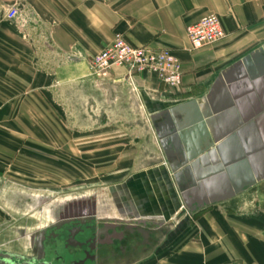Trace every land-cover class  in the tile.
<instances>
[{"label": "crops", "instance_id": "obj_1", "mask_svg": "<svg viewBox=\"0 0 264 264\" xmlns=\"http://www.w3.org/2000/svg\"><path fill=\"white\" fill-rule=\"evenodd\" d=\"M15 6L19 21L7 17ZM209 14L226 38L194 49L187 27ZM116 33L171 50L183 76L177 87L134 76L160 160L120 184L127 217L114 222L102 264H264V180L235 185L227 168L209 172L228 162L239 181L264 178V0H0V170L52 146L45 131L69 99L109 92L113 111L116 98L131 103L126 69L90 63Z\"/></svg>", "mask_w": 264, "mask_h": 264}, {"label": "rangeland", "instance_id": "obj_2", "mask_svg": "<svg viewBox=\"0 0 264 264\" xmlns=\"http://www.w3.org/2000/svg\"><path fill=\"white\" fill-rule=\"evenodd\" d=\"M132 88L131 103L125 105L116 98V111L111 107L113 93H102L108 87L102 94L69 99L63 120L60 113L55 114L51 129L45 131L52 146L26 148L6 164L5 175L0 170L1 251L32 256L34 238L54 224L55 214L65 203L76 198H98L103 216L111 217L109 222L115 221L114 216L127 217L118 208L120 184L160 160L139 92ZM121 94L114 92L116 97Z\"/></svg>", "mask_w": 264, "mask_h": 264}, {"label": "built area", "instance_id": "obj_3", "mask_svg": "<svg viewBox=\"0 0 264 264\" xmlns=\"http://www.w3.org/2000/svg\"><path fill=\"white\" fill-rule=\"evenodd\" d=\"M21 11L12 7L7 12L10 20H21ZM187 36L194 49L215 44L226 38L220 18L209 14L197 23L187 27ZM91 66L100 73H109L114 69H126V78L133 84L134 76L152 73L169 87L182 83V64L169 49L152 50L147 47H134L125 36L116 33L110 45L106 46L91 60Z\"/></svg>", "mask_w": 264, "mask_h": 264}, {"label": "flooded vegetation", "instance_id": "obj_4", "mask_svg": "<svg viewBox=\"0 0 264 264\" xmlns=\"http://www.w3.org/2000/svg\"><path fill=\"white\" fill-rule=\"evenodd\" d=\"M102 224L98 219L73 220L41 230L40 233L45 232L44 256L36 264H102L103 254L109 253L111 238L115 237L109 234L114 232V222ZM38 235L34 238V254L29 257L40 256Z\"/></svg>", "mask_w": 264, "mask_h": 264}, {"label": "water", "instance_id": "obj_5", "mask_svg": "<svg viewBox=\"0 0 264 264\" xmlns=\"http://www.w3.org/2000/svg\"><path fill=\"white\" fill-rule=\"evenodd\" d=\"M207 117H212V113L210 110H207L206 112ZM201 126L203 131H205V124L204 121L201 120ZM233 137L232 139H234ZM222 140L221 136H218L216 141L219 142ZM224 146H218V148L211 152L210 155L215 157L217 150L222 153V150ZM191 160H186L185 165H188V163ZM218 161H216L217 163ZM244 167H249L247 163L241 164V166ZM264 167V166H262ZM226 168L228 169V172L231 176V182L236 185L237 182L240 184L242 183L243 185L247 186L249 183L251 184H256L257 182H261L264 180V178L260 177L258 179H253V178H245L242 180H237L236 177H234L235 173V166L232 165V163H226L225 166H219L216 169L209 170L211 174L213 172L217 171H225ZM189 171V169H188ZM264 172V171H263ZM250 173L248 172L247 175ZM251 175V174H250ZM264 175V174H263ZM103 211L101 208V204L98 198L95 196H90V197H80L73 199L67 203H65L58 211L57 214H55V222L54 225H63L67 224L73 220H80V221H86L88 219H98L99 221H104V222H109L107 219H111L110 216H103ZM115 221L117 219L116 216H114ZM114 221V222H115ZM137 221V220H136ZM122 223V221L120 222ZM127 224H130V222H124ZM136 223H141L140 220H138ZM114 230L119 228V226L114 225ZM131 230V229H130ZM124 234H121L119 237H123ZM44 242H45V232L42 231L38 235V241H37V248L38 252L40 254L39 257L33 258L29 256H24L16 253H11V252H4L0 250V264H36L37 261H41L43 256H44Z\"/></svg>", "mask_w": 264, "mask_h": 264}]
</instances>
